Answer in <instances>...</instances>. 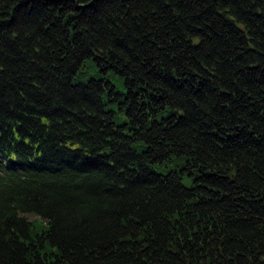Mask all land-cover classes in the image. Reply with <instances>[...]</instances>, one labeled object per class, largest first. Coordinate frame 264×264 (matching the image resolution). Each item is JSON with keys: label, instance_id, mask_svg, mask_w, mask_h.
Returning a JSON list of instances; mask_svg holds the SVG:
<instances>
[{"label": "trees", "instance_id": "obj_1", "mask_svg": "<svg viewBox=\"0 0 264 264\" xmlns=\"http://www.w3.org/2000/svg\"><path fill=\"white\" fill-rule=\"evenodd\" d=\"M0 264H264V0H0Z\"/></svg>", "mask_w": 264, "mask_h": 264}, {"label": "rangeland", "instance_id": "obj_2", "mask_svg": "<svg viewBox=\"0 0 264 264\" xmlns=\"http://www.w3.org/2000/svg\"><path fill=\"white\" fill-rule=\"evenodd\" d=\"M90 72H92V71H90ZM113 81L117 84L119 89H123V87H121V85H119L114 79H113Z\"/></svg>", "mask_w": 264, "mask_h": 264}]
</instances>
